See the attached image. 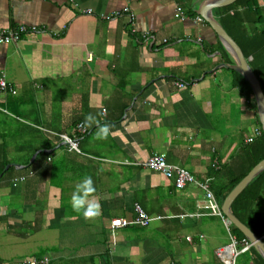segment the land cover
I'll use <instances>...</instances> for the list:
<instances>
[{"label":"crops","instance_id":"crops-1","mask_svg":"<svg viewBox=\"0 0 264 264\" xmlns=\"http://www.w3.org/2000/svg\"><path fill=\"white\" fill-rule=\"evenodd\" d=\"M203 2L0 0L1 30L37 29L0 44V77L14 91L0 92V264L40 256L45 264H223L215 250L230 243V224L196 209L203 192L195 185L176 189L141 165L160 153L207 178L210 191L247 165L242 142L257 126L254 111L220 65L230 56L194 19ZM257 5L260 20L245 24L248 33L264 28V0ZM105 109L107 139L97 140L95 127L75 129ZM59 134L76 138L77 151ZM12 176L24 179L13 185ZM87 176L90 216L71 203ZM134 204L159 218L110 227L131 220ZM253 207L264 220V183ZM28 238L36 239L31 248L6 253ZM248 246L235 244L233 264H261Z\"/></svg>","mask_w":264,"mask_h":264},{"label":"trees","instance_id":"trees-1","mask_svg":"<svg viewBox=\"0 0 264 264\" xmlns=\"http://www.w3.org/2000/svg\"><path fill=\"white\" fill-rule=\"evenodd\" d=\"M212 13L216 16L223 30L239 47L243 57L247 58V56H251V59L248 60V65L257 78L264 96V28L258 29L254 33H248L245 26V24L258 23L260 20L261 8L257 5V0H228L213 7ZM249 15H253L254 18L250 19ZM204 49L209 51L206 47ZM219 50H221L220 45ZM221 52L224 56L225 53L222 50ZM226 59L227 58H225V60ZM227 71L231 76V84L237 88L238 92L242 94L245 99L251 101L255 124L260 129L255 114L252 94L247 82L236 71L231 69H227ZM242 154L247 161L246 167L236 176L228 175V180L221 187H216V189L211 188V192L219 204L236 182H238L255 163L264 158V134L261 130L250 143L242 142ZM10 168L11 167H8L6 170ZM1 169L2 167L0 170ZM213 175V168L211 167L207 173V177H213ZM263 183L264 169L246 184L229 206L230 212L257 237L264 233V220L259 211L255 210L253 207V202L259 196ZM228 233L233 237L236 244L246 242L243 234L234 226L229 225ZM248 252L254 254L261 264H264V261L257 255L252 247L248 246Z\"/></svg>","mask_w":264,"mask_h":264},{"label":"built area","instance_id":"built-area-1","mask_svg":"<svg viewBox=\"0 0 264 264\" xmlns=\"http://www.w3.org/2000/svg\"><path fill=\"white\" fill-rule=\"evenodd\" d=\"M71 4H73V0H67ZM126 10V8H124ZM175 11L178 14L179 17H183L182 10L179 6H175ZM81 12L89 14L91 11L89 9L82 10ZM108 17V16H104ZM195 20H200L201 18L198 15L194 16ZM37 29L34 26L31 27H25L23 25H18L15 29H9V30H1L0 29V44H6L10 41H13L18 38L20 34H22L25 31H31L34 32ZM199 41V39H196ZM174 84L177 87H183L185 84L183 82H174ZM1 91H10L13 93V89L10 87V85L2 78L0 77V92ZM75 129L80 132L84 133L85 130L82 128L81 123L77 122L75 124ZM260 133L259 127L255 126L252 128L250 135L244 139V143H250L254 137H256ZM60 140L64 143H66L69 148L77 151V142L76 138H70L65 134H59L58 135ZM141 165L145 168L157 171L160 173L163 177L170 180L171 185L176 188L180 189L184 187L186 184H193L196 187H198L203 192V197L201 200V203L196 205L197 210H205L206 213L216 216L221 221H225V217L223 213L220 210V207L214 198L212 192L208 188L207 184V178L202 180L194 179V177L183 167L181 166H173L166 162L164 156L160 153H152L148 155L142 162ZM24 179L23 176H17L11 178V183L14 185L17 182H21ZM133 217L131 220L127 221L124 219H112L109 222L110 227L114 226H123L128 223L137 224L140 226H146L149 224V222L152 219L159 218L151 217L147 215L139 205L134 204L133 205ZM195 211L194 213L190 214H181L179 217L182 216H197L199 215V211ZM264 236V234H262ZM230 243L227 245V248H219L215 250V254L222 260L223 264H233V258L234 256L239 252L238 249L235 248V240L231 235H229ZM247 247V244L244 243L241 249H244ZM47 261V258L45 256H40L38 258L31 257L28 259H23L18 263L15 264H45ZM82 264H91V263H82ZM169 264H177L175 262H170Z\"/></svg>","mask_w":264,"mask_h":264},{"label":"water","instance_id":"water-1","mask_svg":"<svg viewBox=\"0 0 264 264\" xmlns=\"http://www.w3.org/2000/svg\"><path fill=\"white\" fill-rule=\"evenodd\" d=\"M228 0H204L198 8V15L214 32L217 39L231 58V63L220 62V65L236 71L248 84L252 94L254 108L261 132L264 134V96L259 82L248 65V58H244L239 47L227 35L221 25L213 18L211 8ZM264 169V158L255 163L247 173L227 192L220 204V210L225 217L226 224L237 228L244 236L248 244L253 247L264 260V242L262 237L255 236L244 224H242L229 209L230 203L241 192L246 184ZM95 262V261H94Z\"/></svg>","mask_w":264,"mask_h":264},{"label":"clouds","instance_id":"clouds-1","mask_svg":"<svg viewBox=\"0 0 264 264\" xmlns=\"http://www.w3.org/2000/svg\"><path fill=\"white\" fill-rule=\"evenodd\" d=\"M106 114V109L97 114L88 113L85 116L84 121H82V128L87 131L89 128L95 127L97 129L95 138L97 140L107 139L110 132V126L108 123H101L99 119L100 116H106ZM94 191V184L90 176L79 181L71 196L73 210L76 212L83 211L85 216H90L91 213L88 209L93 208L95 205L92 201L88 200V197L92 195Z\"/></svg>","mask_w":264,"mask_h":264},{"label":"rangeland","instance_id":"rangeland-1","mask_svg":"<svg viewBox=\"0 0 264 264\" xmlns=\"http://www.w3.org/2000/svg\"><path fill=\"white\" fill-rule=\"evenodd\" d=\"M21 230H23V229H21ZM34 241H36L35 238L23 239V240H21V242H23V246L22 247H17V246L16 247H8V250L6 251V253H8L10 251L20 250V249H23V248H26V247L29 249V248L32 247ZM41 248H43V247H41Z\"/></svg>","mask_w":264,"mask_h":264}]
</instances>
